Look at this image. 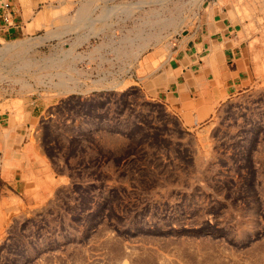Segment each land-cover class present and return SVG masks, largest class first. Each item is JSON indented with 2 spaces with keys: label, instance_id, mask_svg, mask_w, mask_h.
<instances>
[{
  "label": "rangeland",
  "instance_id": "rangeland-1",
  "mask_svg": "<svg viewBox=\"0 0 264 264\" xmlns=\"http://www.w3.org/2000/svg\"><path fill=\"white\" fill-rule=\"evenodd\" d=\"M20 3L45 20L0 38V99L41 103L18 132L54 175L35 203L0 180V264H264V0ZM210 9L247 23L258 79L188 129L129 77Z\"/></svg>",
  "mask_w": 264,
  "mask_h": 264
},
{
  "label": "crops",
  "instance_id": "crops-1",
  "mask_svg": "<svg viewBox=\"0 0 264 264\" xmlns=\"http://www.w3.org/2000/svg\"><path fill=\"white\" fill-rule=\"evenodd\" d=\"M10 1L12 25L0 28V38L14 37L44 24L43 11L33 15L32 5L22 8L20 0ZM257 58L247 23L228 9L205 10L185 34L166 47L141 54L129 85L139 87L145 97L163 105L184 128H194L206 123L220 105L241 95L258 79ZM16 99H0V180L15 191L23 184L22 190L29 193L24 190L21 197L35 203L47 189L42 179L54 173L18 129L39 117L43 107L37 99L27 106Z\"/></svg>",
  "mask_w": 264,
  "mask_h": 264
},
{
  "label": "built area",
  "instance_id": "built-area-1",
  "mask_svg": "<svg viewBox=\"0 0 264 264\" xmlns=\"http://www.w3.org/2000/svg\"><path fill=\"white\" fill-rule=\"evenodd\" d=\"M0 28L12 25L11 1L3 0L0 6Z\"/></svg>",
  "mask_w": 264,
  "mask_h": 264
},
{
  "label": "bare ground",
  "instance_id": "bare-ground-1",
  "mask_svg": "<svg viewBox=\"0 0 264 264\" xmlns=\"http://www.w3.org/2000/svg\"><path fill=\"white\" fill-rule=\"evenodd\" d=\"M92 6V3L90 4ZM87 8V7H86Z\"/></svg>",
  "mask_w": 264,
  "mask_h": 264
}]
</instances>
